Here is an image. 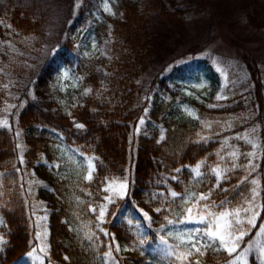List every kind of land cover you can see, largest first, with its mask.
<instances>
[{
	"label": "trees",
	"instance_id": "16d2710c",
	"mask_svg": "<svg viewBox=\"0 0 264 264\" xmlns=\"http://www.w3.org/2000/svg\"><path fill=\"white\" fill-rule=\"evenodd\" d=\"M116 1L118 13L111 16L98 2L87 0L72 22L73 27L81 25L86 33L103 38L105 53L90 58L76 39L66 37L31 74L33 94L23 89L27 95L18 112L25 143L22 158L41 180L35 190L47 211L44 262L239 264L231 263L239 250L229 254L219 242L207 240L203 244L211 246L198 244L202 255L193 251L184 261L177 255L191 248L181 237L187 239L199 229L196 239L201 240L207 228L199 220L187 221L190 206L205 211L204 205H209L208 212L218 213L250 199L249 179L230 163V145L220 132L202 133L205 115L237 113L244 109L246 93L238 92L215 106L207 103L210 95L202 100L188 96L184 81L207 80L216 87L220 80L207 57L173 64L160 74L151 67L147 71L163 41V26L184 20L183 0ZM44 8L40 0H0V39L19 31L42 33ZM95 11L104 25L96 21ZM107 25L109 33L104 29ZM244 61L254 83L249 104L261 114L264 84L258 65L247 56ZM63 70L80 85L79 92L65 101L52 89ZM146 71L148 96L143 100L139 79ZM14 130L0 126V264H33L29 251L35 244L34 222L17 169L21 161ZM217 167L219 178L213 171ZM89 171L91 180L85 178ZM113 177H126L128 186L123 197L115 195L108 203L105 189ZM202 194L208 199L200 200ZM105 205L101 221L99 210ZM263 218L264 203L240 247ZM105 232L114 235L119 252L109 247L112 235ZM249 264L264 260L251 255Z\"/></svg>",
	"mask_w": 264,
	"mask_h": 264
},
{
	"label": "rangeland",
	"instance_id": "374dc122",
	"mask_svg": "<svg viewBox=\"0 0 264 264\" xmlns=\"http://www.w3.org/2000/svg\"><path fill=\"white\" fill-rule=\"evenodd\" d=\"M93 1L98 2L100 9L111 16L118 13L116 0ZM259 1L183 0L182 3L187 8L184 20L179 23L168 22L163 26V41L158 52L150 58L147 69L148 71L150 67L154 68L152 72L158 71L160 74L171 69L173 64H179L192 58L207 57L220 75V80L216 87H213L207 80H183L184 90L188 96L202 100L204 95H210L212 98L207 103L215 106L226 98L235 96L238 92L246 93L243 99L244 109L233 114L205 115L202 120V133L220 132L223 142L230 145V163L239 166L243 171V176L250 181V199L241 206L231 209H241L240 219L244 222L236 227L245 233L244 236L256 223L264 203V98L261 115L257 107L249 104L251 103L250 92L253 90L254 83H252L249 69L244 61L247 56L257 63L264 84V0ZM40 2L45 6L46 15L42 33H21L19 31L10 33L8 37H5L6 39H0V126L5 125L15 129L18 148H20L21 162L17 169H19L20 178L24 181L27 190L28 207L34 222L35 244L29 251L33 264H45L47 211L45 202L36 196L35 189L41 180L30 168L26 167L24 158H22L25 143L21 135L22 127L18 123V112L24 106L26 93L30 96L33 94L31 74L35 72V68L49 50L57 48L58 41L66 37L76 39L86 56L90 58H95L106 51L102 36L100 40L95 33H86L83 26H72V22L80 14L87 0H40ZM198 5L203 10L199 11ZM94 13L96 21L103 23L99 13L96 11ZM104 29L109 33L108 25ZM147 71L143 72L139 79L141 88L139 97L143 100H146L148 96L146 91L149 73ZM23 89L26 91L25 94H23ZM52 89L60 100L65 101L72 94L79 92L80 85L66 70H63L53 80ZM211 90H214L213 94H210ZM218 97L221 98L218 99ZM139 101L138 99L137 102ZM147 108L148 106H145L144 109L148 110ZM141 119L143 115L140 121ZM233 152L237 153L236 157L231 155ZM249 153H254V155H249ZM125 178L113 177L111 179L107 197L110 196L112 199L115 196L111 189L118 187ZM253 180L257 183L253 184ZM253 189L256 190L255 199H253ZM249 202L253 203V212L244 213L243 209L248 206ZM190 208H192L193 220L197 221L201 215H207V212L196 209L193 205ZM253 215L255 219L250 224L248 219ZM243 239L239 241V251L231 259V263L249 264L251 255L263 261L264 218L254 234L244 241L243 247H240Z\"/></svg>",
	"mask_w": 264,
	"mask_h": 264
},
{
	"label": "snow or ice",
	"instance_id": "6c2138e0",
	"mask_svg": "<svg viewBox=\"0 0 264 264\" xmlns=\"http://www.w3.org/2000/svg\"><path fill=\"white\" fill-rule=\"evenodd\" d=\"M110 10V9H109ZM66 75V74H65ZM221 97H218V99ZM186 111L189 112L190 115H192V111L190 109H186ZM141 124L144 123L143 119H141L140 121ZM78 127H83V125H77ZM163 138V137H162ZM246 139V137H245ZM249 143H251V141H249ZM231 155L233 157L237 156L236 152L231 153ZM249 155H254V153H249ZM199 165L196 166V173L197 175H199ZM233 167H235V165H233ZM215 172V174L217 175V177L219 178L221 176V170L219 169V167H217V169L213 170ZM88 180H91L92 176H91V171H89V175L85 177ZM253 184H256L257 182L255 180L252 181ZM113 184H115V181H113ZM126 189H127V178H125V180L121 183H119L118 187L116 188H112L111 191L115 194L118 195L120 197H123L126 193ZM110 189L106 188L105 191H109ZM177 193L173 192L172 196H176ZM256 196V190L253 189V199H255ZM200 200H207L208 197L206 195H201L199 197ZM105 200L108 201V203H112L113 201L111 200V197H105ZM209 205H204V209L205 212H207V215H201L199 218L200 223H207V228L206 230L203 232L202 234V239L201 240H197L196 237L200 236V230L197 229L195 233L193 234H187V239H184L183 237H181V242L182 243H188L191 245L190 250L186 251V252H182L179 255H177V259L184 261L187 260V258L189 256L192 255L193 251H195L196 253H200L201 255L203 254L201 252V247H198V244H200L201 246H211V244L209 243L208 245H204L203 244V240H207L211 243H216L219 242L220 246L223 247L229 254L232 253H236L238 251L239 248V241L243 239L245 233L241 230H239L236 226L241 225L244 221L240 219V215H241V209L237 208L231 211L225 210L223 212L220 213H212V212H208ZM92 211H96V209H92ZM105 211H106V205L102 206L99 210V217L98 219H100L101 221L104 218L105 215ZM159 211V209L157 210ZM244 213H251L253 212V203L249 202L248 206L246 208L243 209ZM187 221L191 222L194 218L192 217L191 213H192V208L187 209ZM145 216H147V214L145 213ZM209 217L211 219H209ZM255 219V216L253 215L250 219H248V223H253ZM169 223H172V221H169ZM101 231H103V229H101ZM106 236L112 235L110 233L105 232L104 233ZM46 235V233H45ZM169 235H172L171 233H169ZM89 239H91V236L88 237ZM0 242H2V238H0ZM161 242L164 243V238L161 237ZM110 248L114 247L115 251L119 252L120 251V247L119 244H117L115 242V237L114 235H112V244L109 245ZM239 258V257H237ZM65 259H67V257H65Z\"/></svg>",
	"mask_w": 264,
	"mask_h": 264
}]
</instances>
